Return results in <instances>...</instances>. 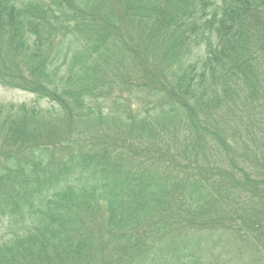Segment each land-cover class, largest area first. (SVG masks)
Masks as SVG:
<instances>
[{
	"label": "trees",
	"instance_id": "obj_1",
	"mask_svg": "<svg viewBox=\"0 0 264 264\" xmlns=\"http://www.w3.org/2000/svg\"><path fill=\"white\" fill-rule=\"evenodd\" d=\"M0 84V264H264V0H0Z\"/></svg>",
	"mask_w": 264,
	"mask_h": 264
},
{
	"label": "rangeland",
	"instance_id": "obj_2",
	"mask_svg": "<svg viewBox=\"0 0 264 264\" xmlns=\"http://www.w3.org/2000/svg\"><path fill=\"white\" fill-rule=\"evenodd\" d=\"M214 2H218V0H213ZM36 97L26 91L20 90V89H14V88H8L4 87L0 84V102L4 103H20V102H26L30 103L32 101H35ZM41 105H46L44 101L38 102Z\"/></svg>",
	"mask_w": 264,
	"mask_h": 264
}]
</instances>
